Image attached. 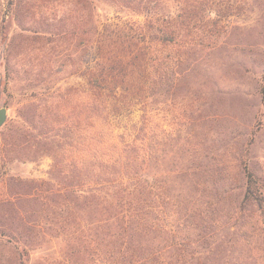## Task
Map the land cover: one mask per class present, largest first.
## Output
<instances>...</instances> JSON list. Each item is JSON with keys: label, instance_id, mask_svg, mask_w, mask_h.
<instances>
[{"label": "rangeland", "instance_id": "obj_1", "mask_svg": "<svg viewBox=\"0 0 264 264\" xmlns=\"http://www.w3.org/2000/svg\"><path fill=\"white\" fill-rule=\"evenodd\" d=\"M112 1L98 26L144 21ZM142 5L178 35L145 107L144 220L82 186V0H0V264H264V0Z\"/></svg>", "mask_w": 264, "mask_h": 264}, {"label": "trees", "instance_id": "obj_2", "mask_svg": "<svg viewBox=\"0 0 264 264\" xmlns=\"http://www.w3.org/2000/svg\"><path fill=\"white\" fill-rule=\"evenodd\" d=\"M82 2L92 27L86 43L89 60L82 96L85 162L92 174L82 186L88 194L102 193L122 201L144 220L148 215L142 211V196L155 189L153 177L146 171L145 107L152 95L160 94L166 35H178L174 26L168 33L151 27L148 7L140 6L142 0L110 4L135 11L134 15L144 17L143 22L128 19L99 26L94 14L98 6L104 8L108 3ZM262 100L264 103V91Z\"/></svg>", "mask_w": 264, "mask_h": 264}, {"label": "water", "instance_id": "obj_3", "mask_svg": "<svg viewBox=\"0 0 264 264\" xmlns=\"http://www.w3.org/2000/svg\"><path fill=\"white\" fill-rule=\"evenodd\" d=\"M6 120V109L0 108V127L4 124Z\"/></svg>", "mask_w": 264, "mask_h": 264}]
</instances>
